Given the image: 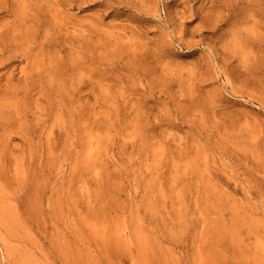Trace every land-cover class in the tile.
Instances as JSON below:
<instances>
[{
  "label": "rangeland",
  "instance_id": "rangeland-1",
  "mask_svg": "<svg viewBox=\"0 0 264 264\" xmlns=\"http://www.w3.org/2000/svg\"><path fill=\"white\" fill-rule=\"evenodd\" d=\"M0 264H264V0H0Z\"/></svg>",
  "mask_w": 264,
  "mask_h": 264
}]
</instances>
